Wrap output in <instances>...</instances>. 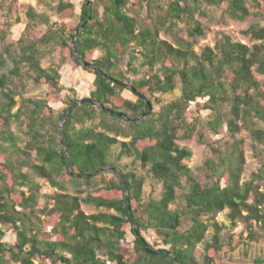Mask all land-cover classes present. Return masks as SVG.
<instances>
[{
  "label": "trees",
  "instance_id": "trees-1",
  "mask_svg": "<svg viewBox=\"0 0 264 264\" xmlns=\"http://www.w3.org/2000/svg\"><path fill=\"white\" fill-rule=\"evenodd\" d=\"M87 1L78 15L73 0H53L52 11L73 23L28 7L18 40L9 36L12 22L0 25V264H175L145 231L178 264H219L215 255L229 257L234 248L231 238L223 244L219 213L228 209L234 226L243 223L253 238L258 226L264 236V80L256 77L264 76V13H252L259 0H93L91 9ZM252 15L257 20L245 33L259 43L248 46L218 31L214 47L196 52L208 24ZM79 26L78 53L96 71L74 56L70 40ZM57 49L59 65L49 62ZM65 65L94 73L89 95L64 87ZM28 82L42 93L26 96ZM126 85L136 100L124 96ZM80 99L106 109L84 102L60 131ZM243 129L260 161L249 181ZM195 136L206 155L193 170L185 163L192 152L178 141ZM110 167L127 193L117 173L102 171ZM40 180L57 189L43 206ZM83 204L108 212L89 215ZM210 226L215 233L199 261L195 250ZM3 228L15 230V243L5 241ZM129 229L132 249L123 245Z\"/></svg>",
  "mask_w": 264,
  "mask_h": 264
},
{
  "label": "rangeland",
  "instance_id": "rangeland-1",
  "mask_svg": "<svg viewBox=\"0 0 264 264\" xmlns=\"http://www.w3.org/2000/svg\"><path fill=\"white\" fill-rule=\"evenodd\" d=\"M3 8L0 10V25L3 23L4 19H8L13 23L12 28L10 29V35L14 40H18L23 32L26 29L28 18L26 17V10L28 7H33L40 13H47L52 21H59L60 23H73L75 19H62L58 16L54 11H52V7L56 4L53 0H17L13 3L12 0H3ZM76 6V13L79 15L81 12V3L82 0H73ZM2 2V0H1ZM260 9H253L252 13L255 11H261L264 13V0H259ZM93 4V3H92ZM7 16V17H6ZM20 19L19 23H16V20ZM257 19L254 15L249 17L245 21H234L227 19L225 25H217V24H208L210 27V31L204 37L197 38V42L194 46L197 53H202L203 49L207 46L214 47L217 41V33L218 31H223L226 34L230 35L233 41L241 42L248 46H253L254 44L259 43L256 40H253L250 34H246L245 32L249 29L250 25L253 24ZM1 30V27H0ZM181 37L186 40H191L188 38L187 34H181ZM161 38L174 42L172 36L161 33ZM62 54L61 50L57 49L54 57L49 62L53 64L59 65L61 63ZM61 76L62 83L64 87L73 88L80 96H86L90 94V91L94 89V80L95 75L93 72L86 70L83 66L73 68L71 65H65L61 68ZM256 77L258 80H264V76H261L256 73ZM28 93L26 96L36 97L42 93V89L33 86L29 82L27 83ZM66 92V91H65ZM124 96L130 98L132 100H136V97L132 94V92L126 90L124 92ZM18 101L21 102L22 98L17 97ZM53 107L59 111L63 107V103L59 102L53 104ZM209 111H203V117H207ZM239 138L245 140L244 150L246 153V168L243 176L244 181H249L254 172H256L260 166L259 159L255 156L253 149V139L251 137V133L243 129L241 133L238 134ZM218 136H213V140L219 139ZM121 140L124 138L120 137ZM179 145L182 147L188 148L192 152V156L188 158L185 163L192 168L193 170L203 165L204 157L206 155V146L200 145L197 141V136L190 140H179ZM111 177V175L109 176ZM42 185L41 189V198L40 204L43 206L46 204L47 196L53 195L57 192V189H54L50 186V184L45 180H40ZM264 190V188H262ZM52 202H50V205ZM82 209L86 214H96L99 212H108L107 209L101 208L97 209L93 205H82ZM229 210H225L219 213L216 216V221L222 225L223 231L221 232V236L224 239L223 244L225 245L230 238L233 239L232 243H234L233 251L229 257H226L224 251L218 252L215 257L219 259V264H254V261L257 259L264 260V236L263 232L257 226L255 228L256 232L259 234L258 238H253L251 236L250 230L246 228L243 223H238L237 225H233L229 219ZM42 219H46V217L41 216ZM213 223V220L209 221ZM5 235V241L9 243H15L17 239V235L13 228H3ZM48 233L50 229H47ZM215 233V228L210 226L208 231L206 232L204 242L197 245L195 250V256L199 261L203 260L205 255V242L212 241L213 234ZM144 236L146 239L152 244L156 245L157 248L166 249L167 246L163 245L157 236L153 234L151 231H145ZM50 234H47L46 237L49 238ZM133 240L134 236L132 235L130 229L128 230L127 239L123 242V245L129 249L133 248ZM226 247H229L226 245Z\"/></svg>",
  "mask_w": 264,
  "mask_h": 264
},
{
  "label": "water",
  "instance_id": "water-1",
  "mask_svg": "<svg viewBox=\"0 0 264 264\" xmlns=\"http://www.w3.org/2000/svg\"><path fill=\"white\" fill-rule=\"evenodd\" d=\"M92 3H93V0H88V1H87V6L89 7V9L92 8ZM81 28H82V26L77 27V29L75 30V32H74V34L72 35L71 40H70V44H71V47H72V49H73L74 56H75V57H76V58H77V59H78V60H79V61H80L85 67L90 68V69H93L94 71H96L95 68H93L92 64H90L89 62L83 61V59L80 57V55H79V53H78V50H77V47H76V37H77V34L79 33V31H80ZM126 86H127L128 89H131L133 92H135V89H134V88H131L130 85H126ZM143 98L145 99V101H146L147 104H148V107H149V111H148V113H149V112L152 111V104H151V102H150L146 97L143 96ZM84 102L92 103V104H94V105L100 107L101 109H106V108L103 107L99 102H95V101H93V100H91V99H80V100L74 102V103L68 108V110L66 111V114H65V116H64V118L62 119V122H61L60 131L62 130L65 121H66L67 118L71 115L72 111H73L78 105H81V104H83ZM107 111H109L110 113H113L112 110L107 109ZM116 114H117L119 117H124V118L127 119V120H134V119H132V118H130V117L125 116L123 113H116ZM59 137H60V141H61V143H63V142H62L61 134H59ZM62 146H63V149L66 150V147L64 146V144H62ZM102 171H112V172H114V173H117V175L119 176L120 180L122 181V183H123V185H124V187H125L126 193L128 192V190H127V189H128V188H127V185H126V183L124 182V179H123L121 173L117 170V167H116V168H115V167H110V168L102 169ZM72 174L75 175L76 177H80L79 174H76V173H74V172H72ZM94 174H95V173H93V175H94ZM136 232H138V228H136ZM158 253H163V254H166V255H170V256H172V257L175 259V264H178V263H177V259L174 257L173 254L170 253L169 250H167V249H161V250L158 251Z\"/></svg>",
  "mask_w": 264,
  "mask_h": 264
}]
</instances>
